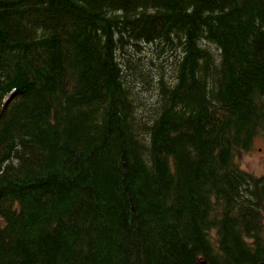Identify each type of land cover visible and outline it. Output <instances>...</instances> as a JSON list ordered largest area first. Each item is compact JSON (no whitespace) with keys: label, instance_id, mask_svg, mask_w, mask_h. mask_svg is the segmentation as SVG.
<instances>
[{"label":"trees","instance_id":"16d2710c","mask_svg":"<svg viewBox=\"0 0 264 264\" xmlns=\"http://www.w3.org/2000/svg\"><path fill=\"white\" fill-rule=\"evenodd\" d=\"M258 136L264 0H0V264H264Z\"/></svg>","mask_w":264,"mask_h":264},{"label":"rangeland","instance_id":"374dc122","mask_svg":"<svg viewBox=\"0 0 264 264\" xmlns=\"http://www.w3.org/2000/svg\"><path fill=\"white\" fill-rule=\"evenodd\" d=\"M144 47L148 49V45H144ZM165 56L166 54H164L160 58V60L164 59ZM150 58L154 60V65L158 66L159 60L156 59V55L154 53L149 54V56L146 58V62H149L148 60ZM133 60H135V57H133ZM168 63H166V66L167 68H170V65ZM137 70V65L135 70H133L132 67L129 70L128 79L131 80L132 89V92H130V97L132 98L133 103L135 102L136 98H138L139 110H141L142 112H146V115L150 116L155 107V98L151 95V91L149 89L152 87V84L149 82V79H145L141 82H136L134 73L137 72ZM236 160L242 168L250 172H253L255 174L264 173V141L262 137H255L250 149L247 151L239 152L236 156Z\"/></svg>","mask_w":264,"mask_h":264},{"label":"water","instance_id":"95a60500","mask_svg":"<svg viewBox=\"0 0 264 264\" xmlns=\"http://www.w3.org/2000/svg\"><path fill=\"white\" fill-rule=\"evenodd\" d=\"M201 264H206L204 261H201Z\"/></svg>","mask_w":264,"mask_h":264}]
</instances>
